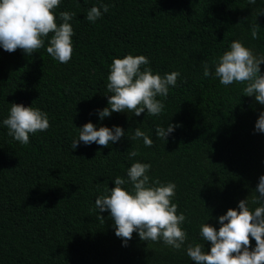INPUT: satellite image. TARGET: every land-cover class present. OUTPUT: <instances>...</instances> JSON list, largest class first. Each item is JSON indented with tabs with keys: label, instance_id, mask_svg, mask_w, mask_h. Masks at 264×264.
Here are the masks:
<instances>
[{
	"label": "trees",
	"instance_id": "obj_1",
	"mask_svg": "<svg viewBox=\"0 0 264 264\" xmlns=\"http://www.w3.org/2000/svg\"><path fill=\"white\" fill-rule=\"evenodd\" d=\"M97 2L62 0L55 9L57 17L75 13L67 63L45 48L31 55L0 49V120L18 103L45 111L50 123L27 145L0 127V264H193L183 250L135 232L122 245L107 210L99 213L103 221L97 217L95 197L133 161L150 163L151 177L176 184L189 240L203 243L199 225L209 216L205 222L219 227L216 218L241 199L251 201L264 174V133L254 131L264 105L244 95L245 84L221 85L201 68L235 39L264 53V0H102L108 12L90 23L86 12ZM128 53L145 55L161 75L179 70L183 79L159 116L113 112L101 120L109 65ZM260 68L264 73V63ZM89 121L118 125L125 136L108 147L80 142L72 150L77 128ZM168 122L179 127L164 141L154 129ZM136 127L148 132L151 147L130 139ZM132 150L137 156L130 159Z\"/></svg>",
	"mask_w": 264,
	"mask_h": 264
},
{
	"label": "clouds",
	"instance_id": "obj_2",
	"mask_svg": "<svg viewBox=\"0 0 264 264\" xmlns=\"http://www.w3.org/2000/svg\"><path fill=\"white\" fill-rule=\"evenodd\" d=\"M247 2L255 5L257 0ZM61 3L62 0H0V49L13 52L19 48L25 55H31L45 48L54 60L67 63L73 53L71 21L75 13L61 11L57 17L55 9ZM108 10L109 6L98 0L87 10L85 18L95 23ZM260 13H264V9ZM251 37L257 38L255 29L251 31ZM262 63L264 53L254 52L242 40L235 39L211 65L202 62V76L218 79L224 86L243 83L244 95L254 97L264 105ZM149 64V58L142 54L113 57L106 77V89L110 93L107 106L97 110L101 120L113 112H131L135 116L145 112L159 116L163 112V101L170 88H175L178 78L182 80L183 77L179 70L161 75ZM10 105L7 116L0 120V127H5L7 135L21 145L30 142V134L44 132L50 127L48 114L40 108L18 103ZM176 127H179L178 123L158 125L154 129L155 136L165 141ZM77 129L72 150L80 142L108 147L125 136V131L118 125L98 127L89 121ZM254 131L264 133V110L259 112ZM130 139L142 140L145 147L153 144L148 132L139 127L133 130ZM136 156V150L128 152L130 159ZM151 167L150 163L133 161L124 176L112 178L113 186L94 199L97 217L103 221L99 213L107 210L113 221L114 234L121 238L122 245L126 246L135 232L140 240L161 242L171 249L183 250L193 264H264V174L258 178L251 201L241 199L235 208H229L216 218L219 227L205 222L209 216L199 225L201 243L189 240L184 228L187 217L178 211L174 202L176 184L151 177ZM250 204L256 206L253 208ZM250 238L255 241L254 245H250ZM204 242H209L207 249Z\"/></svg>",
	"mask_w": 264,
	"mask_h": 264
}]
</instances>
